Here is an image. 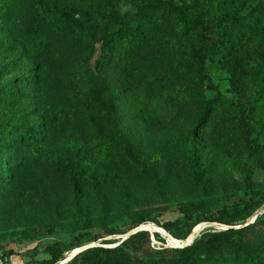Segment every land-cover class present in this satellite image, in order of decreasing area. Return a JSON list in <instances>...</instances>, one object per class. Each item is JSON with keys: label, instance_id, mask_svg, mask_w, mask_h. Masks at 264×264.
I'll list each match as a JSON object with an SVG mask.
<instances>
[{"label": "rangeland", "instance_id": "obj_1", "mask_svg": "<svg viewBox=\"0 0 264 264\" xmlns=\"http://www.w3.org/2000/svg\"><path fill=\"white\" fill-rule=\"evenodd\" d=\"M21 1L20 8H24L34 0ZM48 1L79 6L96 21H101L100 14L107 12L106 0ZM109 1L121 16L128 18L142 8L160 4L162 0ZM256 4L262 7L261 12L254 8ZM226 6L231 9L227 2ZM238 12V24L225 33L223 47L213 59L205 62V71L211 81L200 84L199 88L210 97L215 92L212 87H215L224 96L214 112V121L205 126L207 133L202 146L209 170L204 179L211 186V197L205 205L193 209L200 216H216L223 206L242 207L246 201L264 200V54L248 64L252 71L245 78L240 92L230 86L229 73L221 63L222 54L227 51L225 48L237 49V43L244 45L242 39L252 26L260 29L264 19V0H248ZM24 16L18 14L16 37L31 48L37 60L49 64L63 87L52 84L42 93L39 111L44 114L45 141L37 147L23 148L15 158L20 179L17 185L22 184L24 199L29 201L16 203L17 199L12 195L6 199L5 206L14 211V222L18 224L12 229L9 227L12 223L0 220V252H14L12 259L7 258V261L10 264H40V260L48 257L43 251L46 246L57 243L62 252L61 260L56 264H82L79 261L70 263L69 260L88 246L102 244L114 247L136 228L147 232L151 248L173 249L184 246L205 231L229 227L214 221L198 222L186 229L188 233L182 239L175 238L173 232L153 222L132 228L140 212L147 208L156 210L164 206L166 211L153 215L162 223L181 218L179 207L190 206L200 197L188 178L182 156L163 152L168 141L175 140L191 128L196 116L195 95L189 97V101L183 99V88L194 81L195 74L187 54L188 41L176 26L143 27V36L133 41L135 78L126 84V88L120 86L124 78L122 66L111 62L113 65L108 70V77L118 94L120 121L142 145L144 152L154 157L152 171L162 182L165 199H160L150 181L117 163L106 167L109 172L107 183L102 190V201L97 202L84 181L82 198L72 197L68 180L56 173L46 156H55L63 161V134L67 135L65 139L70 143L87 140L84 111L90 102L85 90L94 71L103 21L98 23L95 37H82L69 30L44 42V35L31 36L25 31ZM45 44H49V49L43 53ZM90 45L93 53H90ZM242 104L250 106V120L246 125L240 108ZM141 110L149 116L148 124L141 120ZM36 118L39 120L38 116ZM58 125L63 132L58 130ZM106 163L101 161L100 166L103 168ZM74 204L90 208L88 225L73 213ZM24 211L31 213V219L22 217L26 213ZM257 214L264 215V201L250 217L237 221L233 226L253 221ZM29 220L39 222L30 226ZM111 229L115 233L108 234ZM42 230L47 232L35 237ZM97 236L100 237L92 240ZM77 244L80 246L76 247ZM229 258L226 256L217 264H245V261L232 262ZM165 263L171 264L169 259Z\"/></svg>", "mask_w": 264, "mask_h": 264}, {"label": "trees", "instance_id": "obj_2", "mask_svg": "<svg viewBox=\"0 0 264 264\" xmlns=\"http://www.w3.org/2000/svg\"><path fill=\"white\" fill-rule=\"evenodd\" d=\"M247 1L162 0L160 4L142 8L127 18L125 15L121 16L110 1L106 0L107 12L100 14L101 21H96L94 16L76 5L34 0L27 7L20 8L21 0H0V220L12 223L9 226L12 229L18 225L14 222V211L5 206L6 199L11 195L17 199L16 203L29 201L24 199L25 195L20 188L22 184L17 185L20 179L15 158L23 148L37 147L45 141L42 121L44 114L39 111L41 96L44 89L52 84L63 87L49 64L37 60L31 48L16 37L18 14L25 15V31L31 36L44 35V42L55 34L69 30H74L82 37H95L98 23L103 21L94 71L85 90L90 102V106L84 111L87 140L74 144L67 142L65 138L68 137L63 134V161L55 156H46L56 173L68 180L72 197L82 198L81 186L84 181L97 202L102 201V190L107 183L109 172L106 167L117 163L129 167L131 171L150 181L160 199H165L162 182L152 171L154 157L144 152L142 145L120 121L118 94L108 77V70L113 65L111 62L120 64L124 77L120 86L126 88V84L135 78L133 41L143 36V27L172 24L189 44L187 54L195 75L194 81L184 86L183 99L189 101V97L195 95L196 116L191 128L175 140L168 141L163 152L170 156H182L188 178L200 197L190 206L179 207L181 218L162 223L155 220L153 215H160L166 208H147L140 212L132 228L145 222H153L164 230L173 232L175 238L182 239L188 233L186 229L198 222L214 221L229 227L205 231L190 244L173 249L151 248L147 232L139 230L129 234L114 247L102 244L90 246L74 255L69 262L166 264V259H169L171 264H217L227 256L232 262L264 264V215L257 214L253 221L233 226L237 221L250 217L263 203V199L258 202L246 201L242 207L223 206L218 209V215L211 217L200 216L193 210L205 205L211 197V186L204 179L209 165L202 143L206 138V124L214 121V112L224 100V96L215 87H212L215 92L210 97L199 90L200 84L211 81L204 65L207 59H213L214 54L223 47L225 33L238 24V11L245 7ZM226 2L231 9L227 8ZM238 3L242 4L238 6ZM254 8L259 12L262 10L259 4ZM77 15L83 17L78 18L80 16ZM242 40L244 45L237 43V49L225 48L227 51L222 54L221 59L229 73L230 86L236 92H240L245 78L251 74L252 69L248 64L264 54V19L260 29L256 25L252 26ZM84 42L89 43L87 39ZM48 49L49 44H45L43 53ZM90 51L93 53L92 45ZM240 108L246 125L250 120V106L242 104ZM140 117L144 124L149 123V116L145 111H140ZM57 127L63 132L60 125ZM101 161L107 162L103 168L100 166ZM247 182H250V178ZM74 205L73 213L88 225L91 221L90 208ZM22 217L31 219V213L27 211ZM38 222L39 220H29L28 225L34 226ZM46 232L47 230L35 232V237ZM113 233V229L108 231V234ZM79 246L80 244L76 245ZM43 251L48 257L40 260V264H56L61 260L59 244L47 245ZM13 254L12 250H2V263L10 264L7 258Z\"/></svg>", "mask_w": 264, "mask_h": 264}, {"label": "water", "instance_id": "obj_3", "mask_svg": "<svg viewBox=\"0 0 264 264\" xmlns=\"http://www.w3.org/2000/svg\"><path fill=\"white\" fill-rule=\"evenodd\" d=\"M139 230H142V229H140V228H136V229H134L133 231H131L129 234H131V233H133V232H136V231H139ZM191 243V241L189 242V243H187V244H185V245H188V244H190ZM184 245V246H185ZM93 246V245H92ZM88 247H90V246H88ZM178 247H183V246H178Z\"/></svg>", "mask_w": 264, "mask_h": 264}, {"label": "crops", "instance_id": "obj_4", "mask_svg": "<svg viewBox=\"0 0 264 264\" xmlns=\"http://www.w3.org/2000/svg\"><path fill=\"white\" fill-rule=\"evenodd\" d=\"M14 255H11L8 259L11 260Z\"/></svg>", "mask_w": 264, "mask_h": 264}, {"label": "built area", "instance_id": "obj_5", "mask_svg": "<svg viewBox=\"0 0 264 264\" xmlns=\"http://www.w3.org/2000/svg\"><path fill=\"white\" fill-rule=\"evenodd\" d=\"M0 264H3L2 261H1V259H0Z\"/></svg>", "mask_w": 264, "mask_h": 264}]
</instances>
